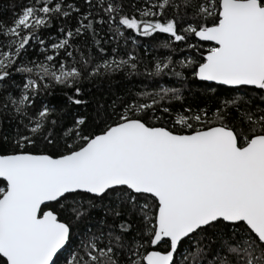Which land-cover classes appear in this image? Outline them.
<instances>
[{"label": "snow or ice", "instance_id": "obj_1", "mask_svg": "<svg viewBox=\"0 0 264 264\" xmlns=\"http://www.w3.org/2000/svg\"><path fill=\"white\" fill-rule=\"evenodd\" d=\"M7 12L0 264H264V0Z\"/></svg>", "mask_w": 264, "mask_h": 264}, {"label": "trees", "instance_id": "obj_2", "mask_svg": "<svg viewBox=\"0 0 264 264\" xmlns=\"http://www.w3.org/2000/svg\"><path fill=\"white\" fill-rule=\"evenodd\" d=\"M12 3V0H0V15H8L7 6Z\"/></svg>", "mask_w": 264, "mask_h": 264}]
</instances>
